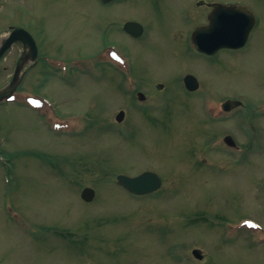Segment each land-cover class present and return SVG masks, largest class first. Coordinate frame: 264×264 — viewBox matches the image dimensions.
<instances>
[{"label":"rangeland","instance_id":"obj_1","mask_svg":"<svg viewBox=\"0 0 264 264\" xmlns=\"http://www.w3.org/2000/svg\"><path fill=\"white\" fill-rule=\"evenodd\" d=\"M237 1L257 31L205 58L195 0H0V39L17 24L49 54L0 103V264H264V2ZM20 53L0 62V89ZM187 75L202 82L194 94ZM223 99L243 103L227 122ZM146 171L163 187L143 198L116 178Z\"/></svg>","mask_w":264,"mask_h":264},{"label":"water","instance_id":"obj_2","mask_svg":"<svg viewBox=\"0 0 264 264\" xmlns=\"http://www.w3.org/2000/svg\"><path fill=\"white\" fill-rule=\"evenodd\" d=\"M103 1L109 2L111 0H103ZM233 11H234V14L232 15V17L230 16L225 17L224 15L223 17L221 16L216 17L217 19L224 18L227 21L224 23L219 21L222 24L217 25V31L215 33H217L218 43L219 42H234V43H237V45H235V48L236 47L240 48L248 40L247 38L249 36V30L253 24V16L249 15V11H247L243 7H237L233 9ZM125 29L126 31H130L132 33H137V34H141L143 30L141 25L137 23H127L125 26ZM19 36H20V39L26 40V45H28L31 48V53L33 55L37 52L35 43L32 37L30 36V34H28L23 29H17L9 37H6L5 39H3V41H1L0 58L8 50V48L12 45V43L15 42L17 39H19ZM196 40L197 42L200 40L205 45H207L205 42L204 36L200 37V34L197 36ZM209 47L210 48L207 50H212V48H216V45H212V46L209 45ZM25 62H26V52L18 64V71L23 68ZM19 83L20 82L15 79L7 87L0 90V102L3 101L4 99L9 98V96L15 91ZM230 104L231 103L225 104V108L229 107ZM238 104L239 102H237L235 106H237ZM124 116H125L124 112H121L117 116V121L119 122L123 121ZM226 142L230 146H235L234 141L230 137L226 139ZM118 181L121 184H123L130 192L139 194V195H145V194L154 192L160 189L162 186V180L156 174L150 173V172H146L135 178H129V177L121 175L118 177ZM95 194L96 193L93 189L86 188L82 192V198L86 202H91L95 198ZM193 255L198 259H202V255L199 250H194Z\"/></svg>","mask_w":264,"mask_h":264},{"label":"flooded vegetation","instance_id":"obj_3","mask_svg":"<svg viewBox=\"0 0 264 264\" xmlns=\"http://www.w3.org/2000/svg\"><path fill=\"white\" fill-rule=\"evenodd\" d=\"M103 6H109L113 3H116L118 1H121V0H112L111 2H108V4H104L101 0H98ZM264 2V0H263ZM195 3H196V6L198 8V13L200 14V16L202 17L203 15L205 16V13H207V16L205 18V24L202 25L201 27H198L196 30L194 29L193 33H192V47L194 48V50L199 53L200 55H202L203 57H207V58H214L216 57L217 55H219L221 52H235V51H239V50H242L243 48H245L247 45H248V41L250 43V38L251 36L257 31L256 29L258 28V25H259V21H258V18H257V15L255 12H253L250 8H248L245 4H243L242 2L240 1H233V0H229V1H219V0H195ZM237 7H243L245 8L247 11H249V15H252L253 16V24L252 26L250 27V30H249V40L246 41V43L241 47V48H235V45L234 44H229L230 42H217V33H215L217 31V25L218 24H222L224 22H226L227 20L224 19V18H216V12L217 11H220L218 13V16H221L223 17V15L225 17H232V15L234 14V11L233 9L237 8ZM222 23H220V22ZM127 23V22H126ZM126 23H124L122 25V31L129 37L133 38V39H140L144 36V34L146 33L145 29H144V32L143 34H137V33H132L130 31H126L125 30V25ZM10 27V28H9ZM8 27V32H11L12 31V28H15V27H21L20 25H14V26H9ZM117 27H119L117 25ZM24 28L25 30H27L34 38L35 42H36V46H37V52L35 53V55L33 56V54L31 53V51L29 50H26V45L24 43H21V42H16L13 44V46L7 51V53L5 54V56L0 60V62H3L4 60H6V56L9 55L12 51H16L17 47L18 49H20L21 53L18 55L17 57V61H16V66H15V69H14V74H13V77H12V80L14 79V77H16L17 75H21V73H19L18 71V62L19 60L21 59V57L25 54V51H26V62L24 64V67H23V71H22V81L24 80L25 76L28 74L29 72V69L35 67L36 65H38L39 63H43L42 60H45L44 56L46 55H49L45 52L42 51V48H41V42L38 43L34 37V33H32L31 31H29L27 28L25 27H22ZM199 32L202 36L205 35V39L208 41L206 42L207 45H216V48H212L213 51H207V52H199L197 51V48H196V45L197 43L194 41V37H195V34L196 32ZM199 45L202 46L203 42L200 41L198 42ZM109 45H114V47L118 48V45H116L115 43H110L106 46H109ZM105 46V47H106ZM47 65V64H46ZM48 66V65H47ZM48 69H50V67H46ZM188 76H192V75H187L185 78H187ZM193 79L196 81L194 83V87H197L198 90H200L202 88V82L199 80V79H195V77L193 76ZM11 80V81H12ZM183 84H184V88H185V84H186V81L184 80L183 81ZM186 90V89H185ZM197 90V91H198ZM196 91V92H197ZM195 93V92H194ZM193 94V93H192ZM233 103L235 101H230L229 99H223L221 102H220V106L218 107V110H219V117H224L222 118L221 120L223 122H227L230 120V118L228 117L227 114L233 112L235 109L237 110L238 108H235L231 111H224L223 110V104H226V103ZM232 105V104H230ZM241 108V107H240ZM243 108V107H242ZM204 110V107L203 109ZM254 113H256V111H253ZM204 113V112H203ZM209 113H212V112H209ZM207 115V114H206ZM216 115V113H212V116ZM254 115V114H252ZM207 117V116H206ZM228 117V119H227ZM222 122V123H223ZM249 235V234H248Z\"/></svg>","mask_w":264,"mask_h":264},{"label":"bare ground","instance_id":"obj_4","mask_svg":"<svg viewBox=\"0 0 264 264\" xmlns=\"http://www.w3.org/2000/svg\"><path fill=\"white\" fill-rule=\"evenodd\" d=\"M162 187H163V186H162ZM160 190H162V188H161ZM160 190H159V191H160ZM159 191H157L156 193H158ZM154 194H155V193H154ZM142 198H143V197H142ZM93 201H94V199H93ZM93 201H92V202H93ZM88 203H91V202H88Z\"/></svg>","mask_w":264,"mask_h":264}]
</instances>
